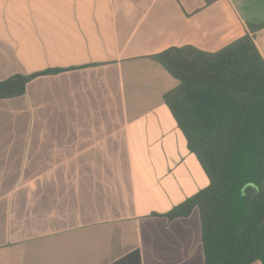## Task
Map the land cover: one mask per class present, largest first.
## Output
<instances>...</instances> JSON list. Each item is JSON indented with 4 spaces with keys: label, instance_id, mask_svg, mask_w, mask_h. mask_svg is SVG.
Masks as SVG:
<instances>
[{
    "label": "crops",
    "instance_id": "crops-1",
    "mask_svg": "<svg viewBox=\"0 0 264 264\" xmlns=\"http://www.w3.org/2000/svg\"><path fill=\"white\" fill-rule=\"evenodd\" d=\"M263 23L264 0H0V82L30 78L0 99V264H206L198 210L167 217L210 179L155 55Z\"/></svg>",
    "mask_w": 264,
    "mask_h": 264
},
{
    "label": "trees",
    "instance_id": "trees-1",
    "mask_svg": "<svg viewBox=\"0 0 264 264\" xmlns=\"http://www.w3.org/2000/svg\"><path fill=\"white\" fill-rule=\"evenodd\" d=\"M250 25L217 52L173 47L156 61L179 81L164 96L210 185L167 215L198 210L206 264L264 263V58ZM29 77L0 82V99L22 96Z\"/></svg>",
    "mask_w": 264,
    "mask_h": 264
},
{
    "label": "rangeland",
    "instance_id": "rangeland-1",
    "mask_svg": "<svg viewBox=\"0 0 264 264\" xmlns=\"http://www.w3.org/2000/svg\"><path fill=\"white\" fill-rule=\"evenodd\" d=\"M261 48H264V33H262L257 41Z\"/></svg>",
    "mask_w": 264,
    "mask_h": 264
}]
</instances>
